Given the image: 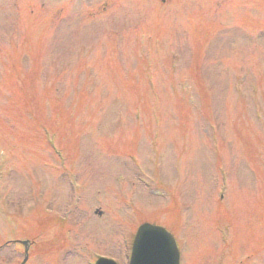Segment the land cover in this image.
Wrapping results in <instances>:
<instances>
[{
    "label": "rangeland",
    "instance_id": "obj_1",
    "mask_svg": "<svg viewBox=\"0 0 264 264\" xmlns=\"http://www.w3.org/2000/svg\"><path fill=\"white\" fill-rule=\"evenodd\" d=\"M143 222L264 264V0H0V264H127Z\"/></svg>",
    "mask_w": 264,
    "mask_h": 264
},
{
    "label": "water",
    "instance_id": "obj_2",
    "mask_svg": "<svg viewBox=\"0 0 264 264\" xmlns=\"http://www.w3.org/2000/svg\"><path fill=\"white\" fill-rule=\"evenodd\" d=\"M27 247L28 242H22ZM97 264H113L99 261ZM130 264H178L174 242L162 228L142 225L135 237Z\"/></svg>",
    "mask_w": 264,
    "mask_h": 264
}]
</instances>
